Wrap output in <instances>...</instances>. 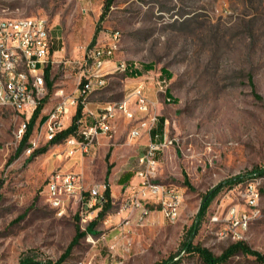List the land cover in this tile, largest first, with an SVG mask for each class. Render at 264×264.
<instances>
[{
  "label": "rangeland",
  "instance_id": "obj_1",
  "mask_svg": "<svg viewBox=\"0 0 264 264\" xmlns=\"http://www.w3.org/2000/svg\"><path fill=\"white\" fill-rule=\"evenodd\" d=\"M105 1L0 0V17H46L56 35L48 66L52 85L29 140L46 150L35 158L28 149L17 156L16 131L26 116L0 110V264H158L173 258L178 264H205L185 244L220 256L233 243L221 236L228 211L247 209L246 184L224 185L201 214L205 197L222 183L264 168V0H116L99 22ZM97 28L93 47L115 42V60L141 74L110 75L106 87L88 97L87 109L96 113L135 87L155 103L158 133L169 142L158 157L157 182L181 197L175 222L154 205L142 220L136 209L124 207L145 148L144 138L128 140L133 122L120 119L112 138L100 137L83 156L61 155L64 146L46 142L41 132L39 120L57 99L78 96ZM59 91L64 93L57 96ZM68 116L65 125H71L73 112ZM59 172L81 175L86 189L63 212L43 195L48 179ZM257 183L264 211V179ZM107 185L111 211L71 248L77 225L86 230L101 211L82 222L93 211L89 189ZM243 241L264 257V222H253ZM226 264L260 263L239 254Z\"/></svg>",
  "mask_w": 264,
  "mask_h": 264
},
{
  "label": "built area",
  "instance_id": "obj_2",
  "mask_svg": "<svg viewBox=\"0 0 264 264\" xmlns=\"http://www.w3.org/2000/svg\"><path fill=\"white\" fill-rule=\"evenodd\" d=\"M54 39L53 25L46 17H0V110L10 109L26 116L27 121L16 131L18 140L25 135L30 118L48 93L46 70L53 54ZM113 40H117V35H114ZM115 49L113 42L108 46H95L89 51L80 75L78 96L65 95V102H58L57 99L42 124L41 132L45 135L46 142L54 141L58 133L70 125H65L66 118L71 120L68 116L70 112H73L74 117L82 104V117L76 123H83L85 132L59 143V146H64L61 155L66 153L68 157H73L78 153L83 156L96 146L100 137L112 138L120 119L133 122L128 140L133 142L144 138L146 145L137 157V183L128 188L130 195L124 199V207L128 210L136 209L142 220L152 212L149 205H154L157 207L155 212L161 213L168 221L175 222L176 209L181 208V197L168 185L157 182L160 166L158 157L169 142L165 134L161 135L157 131L159 119L154 113L155 103L135 87L123 100L106 103L96 113L87 109L88 97L104 89L110 75L120 73L121 63L115 60ZM58 93L64 92H57V96ZM29 143L31 147L28 152H31L36 143ZM259 180L261 179L253 175L240 183L246 184L247 209L234 207V212H228L222 238H230L233 243L243 241L246 227H250L255 221L264 222L258 218V210H262L258 206L262 191L256 185ZM85 190L81 175L59 172L48 179L43 195L51 208L63 212L71 201H80ZM105 191V186L89 189L88 206L93 211L85 215V218L82 217L83 223L94 218L102 208Z\"/></svg>",
  "mask_w": 264,
  "mask_h": 264
},
{
  "label": "trees",
  "instance_id": "obj_3",
  "mask_svg": "<svg viewBox=\"0 0 264 264\" xmlns=\"http://www.w3.org/2000/svg\"><path fill=\"white\" fill-rule=\"evenodd\" d=\"M116 0H106L105 1V12L101 15L100 21L102 22L106 16V11L110 10V8L113 6V4L115 3ZM55 34V33H54ZM99 35V29L97 28L94 34V37L89 45L90 47H93L97 41ZM56 37V35H54ZM144 68H146L147 70L152 69V65H145ZM128 66L126 68V72L125 74H129L136 76L138 74H141L139 71L137 70H133V71H129L128 70ZM162 73L165 74V76L167 78H171L172 75L169 74L168 72H166L165 69H162ZM49 77H50V67L47 68L46 70V80H47V85L51 86V82L49 81ZM166 96L170 97V90L169 88L166 89ZM172 100V99H171ZM41 110H42V105L40 104L38 106V108L35 110V112L33 113L32 117L29 120V123L27 124V131L25 133V135L23 136V138L20 141V145L16 151V155H20L22 154V152L25 149H28L31 147L29 140L30 137L32 135L34 126L37 123V120L41 114ZM82 112H83V105L80 104L77 110L76 115L73 117V121L70 127H68L67 129L61 131L60 133H58L56 139L54 141L51 142V144H59L73 136H77V128H78V124L76 123L81 117H82ZM47 117L46 116H42L39 120V125H42L45 121H46ZM159 130V125L157 128V131ZM46 149H34L30 155V158H35L36 156H38V154H40L41 152L45 151ZM253 175L257 176V177H264V168H257L254 169L253 171H251L249 174L247 175H242V176H238L235 177L234 179L226 182V183H222L220 184L217 189L212 192L209 193L206 197H205V201L203 203V206L201 208L200 213L202 214L205 210L206 207L208 206V203L210 202V200L215 196V194L217 193V191L221 190L223 188L224 185L228 184V185H234V184H240L244 181H246L249 178H252ZM105 201L103 202L101 211L98 213L97 217L91 221L87 227L86 230H82V228L77 225L76 227V235L70 245V247L72 248L76 243H78L80 240L84 239L88 233L89 230L92 229L93 227H95L96 225H98V223L103 220L106 215L111 211L112 207H113V200L111 197V191H110V187L107 185L106 186V191H105ZM1 199V196H0ZM77 220H79V216H76ZM185 249L189 252V254H197L204 262L205 264H226L230 258L237 256L239 254H244V255H249V256H253L256 258V260L260 263V264H264V257L263 255H261L260 253L252 250L246 243H244V241H239L236 243H232L228 248H226L223 253L220 256H214L211 254V252L206 249V248H202L200 246H193L191 243L185 244ZM186 251V252H187ZM68 253L63 257L64 259L66 257H68ZM63 259V260H64ZM180 261L176 258L170 259L168 261H164L158 264H178ZM21 264H42V263H36L34 261H30V260H23L21 262Z\"/></svg>",
  "mask_w": 264,
  "mask_h": 264
},
{
  "label": "bare ground",
  "instance_id": "obj_4",
  "mask_svg": "<svg viewBox=\"0 0 264 264\" xmlns=\"http://www.w3.org/2000/svg\"><path fill=\"white\" fill-rule=\"evenodd\" d=\"M126 68L127 66L125 65H121L120 67V71L122 73L126 72ZM60 102H65V100H62ZM78 124V128H77V136H79V134L84 133L85 132V125H83V123H77ZM264 179V177H258V179ZM173 191H175V189L172 188ZM228 212H234V207L231 208ZM179 213H180V208L176 209V219H178L179 217ZM258 218H260V220H264V211L263 210H258ZM249 227H246V232L248 231Z\"/></svg>",
  "mask_w": 264,
  "mask_h": 264
},
{
  "label": "crops",
  "instance_id": "obj_5",
  "mask_svg": "<svg viewBox=\"0 0 264 264\" xmlns=\"http://www.w3.org/2000/svg\"><path fill=\"white\" fill-rule=\"evenodd\" d=\"M144 140H145V139H144ZM145 145H146V140H145ZM145 145H144V146H145Z\"/></svg>",
  "mask_w": 264,
  "mask_h": 264
}]
</instances>
